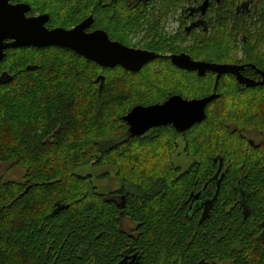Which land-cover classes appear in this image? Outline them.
<instances>
[{"label": "trees", "instance_id": "16d2710c", "mask_svg": "<svg viewBox=\"0 0 264 264\" xmlns=\"http://www.w3.org/2000/svg\"><path fill=\"white\" fill-rule=\"evenodd\" d=\"M180 1L160 0L159 17ZM12 2L30 4V15L49 14L51 28H72L92 15L89 31L103 29L128 46H136L129 36L146 24L149 34L160 25L158 14L136 0ZM252 2L250 13L221 12L185 47L176 43L181 30L150 49L264 71V0ZM3 73L0 264H120L129 249L138 264H264V148L242 133L264 132V85L245 86L227 72L185 71L165 58L140 72L105 68L59 46L10 48L0 61ZM214 92L220 96L206 118L186 131L160 126L133 136L124 120L137 104ZM182 137L194 157L187 170L171 159L164 172L140 177L141 168L157 169L152 154L166 145L172 156ZM88 163L114 165L122 187L100 192L92 176L75 172ZM221 163L225 176L207 217L202 209L188 214L184 201ZM5 165L25 174L8 178ZM123 218L135 229H124Z\"/></svg>", "mask_w": 264, "mask_h": 264}, {"label": "water", "instance_id": "95a60500", "mask_svg": "<svg viewBox=\"0 0 264 264\" xmlns=\"http://www.w3.org/2000/svg\"><path fill=\"white\" fill-rule=\"evenodd\" d=\"M30 11L31 5L28 3L0 0V61L6 57V51L10 48L59 46L70 48L105 68L122 66L127 70L139 72L149 62L165 56L170 58L174 65L191 71L198 70L200 75H205L208 71L218 74L227 72L236 75L237 80L245 86L264 85V72L263 79L255 81L242 73V65L194 60L187 53L161 55L155 51L137 49L112 40L103 29L89 31L94 22L92 15L72 28H51L48 26L49 14L30 15ZM5 75L6 73H3L0 81ZM100 78L104 80L105 76ZM219 96L216 92L200 98H185L174 94L164 102L136 105L124 116V120L133 136H142L155 127L169 124L179 131H186L206 118L208 105ZM220 187L221 184H218L214 197L203 203V218L207 217Z\"/></svg>", "mask_w": 264, "mask_h": 264}, {"label": "flooded vegetation", "instance_id": "af4514ba", "mask_svg": "<svg viewBox=\"0 0 264 264\" xmlns=\"http://www.w3.org/2000/svg\"><path fill=\"white\" fill-rule=\"evenodd\" d=\"M136 1H138V3H141L145 7H149V9H150L149 11L150 12H156V14H158V17H159L160 9L159 8L157 9V7L160 4L159 3L160 0H136ZM252 1H254V0H181L177 9H176V11L177 12L179 11V13L177 14L174 12H170L169 18L171 17L170 19H172L173 18L172 15L177 14V15H175L176 16L175 19H176V22L179 23V26H178V31H176L175 34L180 32L181 30H184V35L182 38L186 39V41H187V39L190 38L193 35V33L200 34V33H202V31L203 32H209L210 29L212 28V24L215 22L216 18L218 17L219 14H221V12H224L227 10V11H229L230 15L231 14L236 15L238 13H246V12L250 13L251 9L254 6V2H252ZM182 2H184V4H181ZM158 22H160L158 32L156 31L154 33L148 34L147 38L151 41L148 42L146 45H144L145 47L136 45V48L155 51L161 55H170V54L180 55V54L186 53V52H182V53L167 52V53H164V52L156 51L155 49H150L152 45H154V44L156 45L157 43H160L163 41H168L169 38H171V36H172V35L171 36L167 35L169 33V32H167V30H168L167 24H169V22H170L168 20L167 16L166 17L160 16L158 18ZM143 31L146 32V30H144V27H143L142 31H139L136 33L140 34ZM143 37L144 36H142V38ZM186 45L187 44H182L183 47H185ZM133 47H135V46H133ZM159 58H165L167 60H170V62H172V60L170 58H166L165 56H160ZM194 60H197V59H194ZM202 61H204V60H202ZM232 64L244 66V68L242 69V73L248 78H251L255 81H260L263 79L262 72H264V71L259 70L258 68L255 67V65H253L249 62H244V61L243 62H233ZM176 67H178V66H176ZM178 68H180V67H178ZM180 69L185 70V71H191V70H187V69H183V68H180ZM193 71H197L199 73L198 70H193ZM231 75H233V74H231ZM233 76L237 80L236 75H233ZM172 95H174V94H172ZM172 95H170V96H172ZM164 101H162V102H164ZM137 105H139V104H137ZM166 126H173V125L169 124ZM158 127H160V126H158ZM242 133L246 135L247 141L253 147H257V148H260V150L261 149L263 150V148H264V132L263 131L245 130ZM257 138H260V139H257ZM223 168H224V166L222 163L220 165H218V170H216L214 172V174L210 177V179L204 184L203 188L197 192L192 191L190 193V195L186 198V200L184 201V204L188 205V214L190 211H192V214H193L196 211L201 210V209H202V213L204 212L205 206H203V203L214 197V195L216 193L217 185L222 183V179L225 176V172L223 171ZM209 181H211V182L208 183ZM207 183H208V185H207ZM121 198H122V195L119 197H114V199H118V200H120ZM135 253H136V251L134 252L133 249H129L124 255L123 260L125 262H123L122 264H136V254Z\"/></svg>", "mask_w": 264, "mask_h": 264}, {"label": "rangeland", "instance_id": "374dc122", "mask_svg": "<svg viewBox=\"0 0 264 264\" xmlns=\"http://www.w3.org/2000/svg\"><path fill=\"white\" fill-rule=\"evenodd\" d=\"M165 2L167 5L170 2V0H165ZM181 4H184V2H182ZM176 8L177 7H173L170 12H174L178 14L179 11L177 12ZM164 11L166 12V8ZM166 14H167L168 20L170 21L169 24H167V27H168L167 32H169L170 34L168 33L167 35L169 36L172 35L174 37L175 32L178 31V26H179V23L176 22V19H175L176 17L175 15L177 14L172 15L173 16L172 19H170L171 17L169 18L170 14H168L167 12ZM152 22H155V19ZM148 27H149V24H146V26H144L146 32L143 31L140 34L138 33L131 34L129 36L131 40V44H136L138 46L145 47L144 45H146L148 42L151 41L147 38L149 34ZM142 36L144 37L142 38ZM191 38L192 36L189 39H187V41L191 42L194 39V38L192 39ZM187 41L186 39L180 37L179 39L176 40V43L178 46H180L181 43L187 44ZM167 42L170 43V41H167ZM131 46H134V45H131ZM237 55L241 57L242 51H238ZM9 136H12L11 132ZM257 139H260V138H257ZM178 142H179L180 147L177 150V152L172 154V156H167V153L169 151L166 150L167 149L166 145L163 146V148L160 149V151H156L154 154H152L153 156L150 157V162L156 164L157 169L156 170H146V169L141 168L139 171H136L138 172V174H140L141 170H144V175H140V177L143 176L144 178H147L153 174L164 172V170H167V168L170 166L169 161L171 159L175 162L176 165L181 166L183 171L187 170L190 163L194 160V157L192 155H189L186 152L185 149H186L187 144L184 139H181V140L179 139ZM262 159L264 160V154L262 155ZM3 170H4L3 172L6 173L8 178H13V179H20L25 174V169H23L22 167L9 168V165H5ZM75 172L80 175L92 176L94 183L98 187L99 191L102 193L109 194L110 192L118 191L123 185L122 179L119 176H117V168L111 164L96 166L93 163H88L84 166H80L79 168H77ZM122 220H123L124 229H126L127 231H131L135 229V224L132 223L129 219L123 218Z\"/></svg>", "mask_w": 264, "mask_h": 264}]
</instances>
